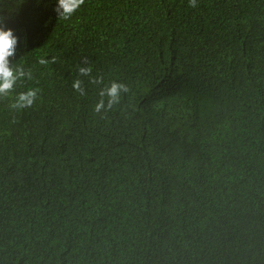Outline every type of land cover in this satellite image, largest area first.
Listing matches in <instances>:
<instances>
[{
	"label": "trees",
	"instance_id": "16d2710c",
	"mask_svg": "<svg viewBox=\"0 0 264 264\" xmlns=\"http://www.w3.org/2000/svg\"><path fill=\"white\" fill-rule=\"evenodd\" d=\"M13 4L0 0V11ZM48 16L12 63L32 70L33 79L16 87L38 88V100L28 110L11 109L10 97L0 102V264L39 263L4 239L38 211L58 225L68 257L73 224L82 221L104 225L118 251L143 248L146 220L169 218L166 183L176 157L195 176L196 191L217 194L191 192L201 241L181 259L264 264V231L220 237L215 212L226 206L236 218L227 201L236 203L223 192L235 201L252 192V181L239 175L244 163L264 171V0H196L195 7L190 0H87L69 20ZM85 59L91 75L79 76ZM96 77L131 91L97 114L103 84L90 82ZM76 79L84 95L73 89ZM172 79L180 86L171 89ZM195 90L206 94L202 102L190 97ZM20 122L26 133L16 132ZM10 140L31 157L21 170L3 157ZM97 149L108 154L107 172L90 166Z\"/></svg>",
	"mask_w": 264,
	"mask_h": 264
},
{
	"label": "clouds",
	"instance_id": "9594fccd",
	"mask_svg": "<svg viewBox=\"0 0 264 264\" xmlns=\"http://www.w3.org/2000/svg\"><path fill=\"white\" fill-rule=\"evenodd\" d=\"M86 2L87 0H14L10 12L0 11V102L10 97L9 107L13 110H28L35 105L39 98L38 88L24 91L16 87L18 83L33 79L32 70L12 63L26 50L29 40L41 26L49 22V12H53L58 20L66 21ZM190 6L195 7L196 0H190ZM55 62V57L51 61L39 60L41 65ZM83 64L85 66L78 68L79 76H90L92 68L87 66L89 61L85 59ZM90 82L95 85L104 83L103 77L92 78ZM108 82L99 90V101L94 107L97 114L117 107L124 95L131 91L123 83ZM172 82L180 86L178 81L172 79L171 89ZM72 87L81 95L85 94L82 80L76 79ZM190 97L196 102H202L206 94L195 90L191 92ZM20 124L21 127L16 132L26 133V124ZM28 136L29 133L26 134V137ZM4 151L3 157L11 170H21L32 161L29 154L19 151L13 140L4 143ZM90 166L99 172H107L110 162L106 150L93 151ZM239 175L249 185L252 181L253 189L250 195L241 201H235L232 197L236 196L223 192L226 195L222 194L221 197L233 200L239 207L227 201L237 211L236 218L224 212L226 206L219 208L222 212L215 211L220 219L216 229L220 237L234 234L254 237L258 232L264 231V171L257 163H244V167H240ZM195 185L196 178L189 172L185 160L176 157L171 166L170 179L166 183L169 218L164 214H155L146 220L144 234L147 244L137 251L116 250L111 234L104 225L82 221L73 224V240L68 247V257L58 245V225L43 211L26 216L23 224L8 231L4 239L14 251L37 255L38 264H222L218 259L215 261L213 257L206 255L202 262L188 263L181 259L201 241H196L199 234L195 233L199 231L201 220L199 205L191 192L202 193V196L217 195L208 189L196 191ZM30 210L28 207L25 214Z\"/></svg>",
	"mask_w": 264,
	"mask_h": 264
},
{
	"label": "bare ground",
	"instance_id": "6f19581e",
	"mask_svg": "<svg viewBox=\"0 0 264 264\" xmlns=\"http://www.w3.org/2000/svg\"><path fill=\"white\" fill-rule=\"evenodd\" d=\"M56 2V1H55ZM57 6H55V8H56ZM9 21H11V18L9 19Z\"/></svg>",
	"mask_w": 264,
	"mask_h": 264
}]
</instances>
